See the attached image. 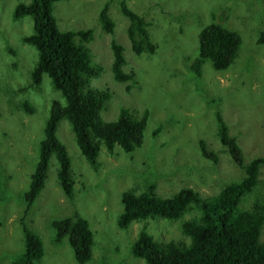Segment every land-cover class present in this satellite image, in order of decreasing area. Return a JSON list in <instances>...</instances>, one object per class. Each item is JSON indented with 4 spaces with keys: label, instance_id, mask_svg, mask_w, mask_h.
Returning <instances> with one entry per match:
<instances>
[{
    "label": "rangeland",
    "instance_id": "rangeland-1",
    "mask_svg": "<svg viewBox=\"0 0 264 264\" xmlns=\"http://www.w3.org/2000/svg\"><path fill=\"white\" fill-rule=\"evenodd\" d=\"M118 1H56L52 15L60 31L93 32L86 47L101 72L90 85L111 93L101 118L115 121L120 108L136 114L147 109L143 143L131 155L118 147L111 154L102 148L98 168L93 170L75 145L67 121H60L56 135L71 161L72 197H65L58 186L57 163L51 156L44 187L24 216L23 194L38 161L49 105L61 98L47 77L38 85L30 80L37 54L20 40L31 34L32 20L12 19L16 5L29 0H0V264L11 263L23 252L22 223L42 242L43 256L33 264H77L67 239L55 242L51 227L54 220L74 213L87 221L93 233L91 259L85 264H145L130 253L143 225L159 242L187 243L180 220L147 219L120 230V195L127 189L140 193L153 184L160 197H170L181 188L211 197L240 180L242 171L218 142L215 111L221 113L228 134L236 138L244 163L264 157V45L256 43L259 32H264V0H125L148 22L150 38L158 46L154 55L139 57L131 52L127 20L118 11ZM107 2L115 24L112 35L103 33L98 21ZM212 22L236 31L242 40L240 49L226 71L217 72L205 61L196 76L191 65L197 58V36ZM112 39L123 47V70L135 72L137 85L128 92L124 84L112 80ZM23 101L31 104L32 114L21 108ZM199 140L215 152L216 163L201 156ZM256 198L264 201V167L257 188L241 208L248 209ZM197 215L193 210L182 219Z\"/></svg>",
    "mask_w": 264,
    "mask_h": 264
},
{
    "label": "trees",
    "instance_id": "trees-1",
    "mask_svg": "<svg viewBox=\"0 0 264 264\" xmlns=\"http://www.w3.org/2000/svg\"><path fill=\"white\" fill-rule=\"evenodd\" d=\"M56 1L61 0H29L27 4L16 5L12 14L13 20L23 17L32 20L31 34L20 40L22 44L31 46L37 54L36 63L29 74L31 83L38 85L47 77L50 86L61 98L52 100L49 105L43 138L38 148V161L30 175L28 189L23 194L26 204L24 216L44 187L51 156L57 163L58 186L65 197H72L74 181L71 161L56 135L60 121H67L80 154L93 170H97V157L102 148L111 154L118 147L128 155L140 148L149 118L147 109L136 114L120 108L115 121H103L101 111L111 93L108 88L96 89L90 85L91 80L101 72V67L93 63L86 47L92 40L93 32L60 31L52 15V5ZM118 11L127 20L125 31L131 52L137 57L142 54L154 55L158 46L150 38L149 24L145 18L133 12L125 0L118 1ZM98 21L103 33L113 34L115 24L109 16V2L100 10ZM197 41V58L191 65L196 76H200L205 61L217 72L226 71L237 57L242 42L236 31L214 22L199 32ZM256 43L264 45V32H259ZM109 46L113 56L110 67L112 80L117 85L124 84L125 92H128L137 85L135 72L123 70L126 65L123 47L113 39ZM9 53L15 54L12 50ZM20 106L26 114L34 111L27 101H23ZM214 118L218 142L242 171L240 180L224 185L211 197H201L190 188H181L170 197H160L154 192L153 184L140 193H136L135 189H127L120 195L122 211L117 219L120 230H126L132 222H144L147 219L180 220V232L188 239L187 243L171 240L159 242L143 225L130 247V253L145 264H264V241L261 240L264 201L256 198L251 207L241 208L243 201L259 184L264 157L244 163L236 138L228 134L221 113L215 111ZM160 129L158 127L153 132L154 137ZM198 147L204 159L217 162V155L207 148L203 140H199ZM193 210L197 211L196 217L182 219ZM51 227L55 242L67 239L77 264H85L91 259L93 233L87 221L78 213L54 220ZM22 231L24 250L9 264H33L43 256L39 237L23 223Z\"/></svg>",
    "mask_w": 264,
    "mask_h": 264
}]
</instances>
